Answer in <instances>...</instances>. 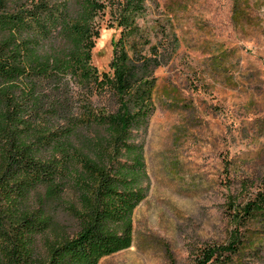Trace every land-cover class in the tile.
I'll return each instance as SVG.
<instances>
[{"label": "trees", "instance_id": "obj_1", "mask_svg": "<svg viewBox=\"0 0 264 264\" xmlns=\"http://www.w3.org/2000/svg\"><path fill=\"white\" fill-rule=\"evenodd\" d=\"M146 1L0 0V264H98L133 244L155 73L178 47L141 25ZM234 15L245 16L238 0ZM106 18L120 36L102 71ZM247 202L235 223L264 224V186ZM248 234L197 264H228Z\"/></svg>", "mask_w": 264, "mask_h": 264}, {"label": "rangeland", "instance_id": "obj_2", "mask_svg": "<svg viewBox=\"0 0 264 264\" xmlns=\"http://www.w3.org/2000/svg\"><path fill=\"white\" fill-rule=\"evenodd\" d=\"M146 2L140 23L153 42L176 35L178 47L155 73L150 191L134 211L133 244L98 264H197L237 229L255 242H239L228 264H264V224L233 218L264 186V0H238L239 19L236 0ZM101 24L93 64L109 71L120 30Z\"/></svg>", "mask_w": 264, "mask_h": 264}]
</instances>
